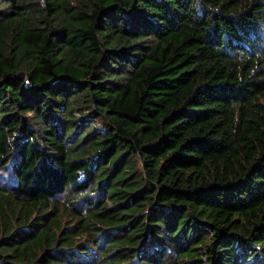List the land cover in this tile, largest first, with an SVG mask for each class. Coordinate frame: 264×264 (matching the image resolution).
Masks as SVG:
<instances>
[{
  "label": "trees",
  "instance_id": "obj_1",
  "mask_svg": "<svg viewBox=\"0 0 264 264\" xmlns=\"http://www.w3.org/2000/svg\"><path fill=\"white\" fill-rule=\"evenodd\" d=\"M0 264H264V0H0Z\"/></svg>",
  "mask_w": 264,
  "mask_h": 264
}]
</instances>
